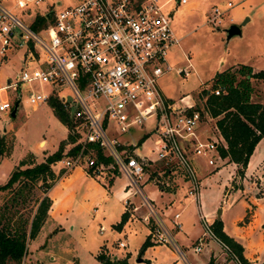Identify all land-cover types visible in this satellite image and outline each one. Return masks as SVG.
<instances>
[{
	"label": "built area",
	"instance_id": "built-area-1",
	"mask_svg": "<svg viewBox=\"0 0 264 264\" xmlns=\"http://www.w3.org/2000/svg\"><path fill=\"white\" fill-rule=\"evenodd\" d=\"M11 1L9 7L0 0V69L13 52L20 50L22 66L0 84V91H16L20 84L37 81L50 85L52 93L31 92L28 102L37 107L56 96L72 119L78 150L60 160L63 168L85 165L96 175L112 171L124 176L125 212L139 213L152 244H169L184 256L173 235L174 228H181L180 213L173 215L171 227L165 222L164 214L144 193L143 186L151 178L146 167H160L151 182L169 186L167 177H179L188 185L187 194L197 199L201 187L198 160L215 165L221 155L215 139L201 136L203 116L192 95L175 101L166 98L158 87V79L173 69L167 60L169 50L180 41L171 26V11L165 9L168 1L79 0L58 11L40 13L50 15L36 30L32 28L36 15L26 7L44 0ZM175 1L178 5L188 3ZM14 8L24 9L30 21L22 19ZM222 14L215 6L209 21L219 23ZM189 67L177 72L188 74ZM63 88L72 92L73 104L59 96ZM222 91L220 87L213 90L215 95ZM13 104L0 101V112L8 114ZM147 123L146 133L156 136L151 150L154 158L136 153L140 137L134 139L133 131ZM119 135L128 139L121 140ZM97 149L110 159L107 163L99 160ZM134 196H138V204L132 200ZM199 220L202 233L193 250L200 252L213 241L237 260L214 233L209 216L201 213Z\"/></svg>",
	"mask_w": 264,
	"mask_h": 264
},
{
	"label": "rangeland",
	"instance_id": "rangeland-1",
	"mask_svg": "<svg viewBox=\"0 0 264 264\" xmlns=\"http://www.w3.org/2000/svg\"><path fill=\"white\" fill-rule=\"evenodd\" d=\"M78 1L44 0L40 5H33L31 3L26 9H30L32 13L38 10V8L42 10L46 7L48 10L53 9V11H58L68 5H74ZM166 1L168 3L165 9H170L172 14V29L175 36L180 39L179 44L172 47L168 53V63L174 68L166 72L157 81L160 91L166 98H173V100L179 101L185 95H192L197 105L201 107L203 103L198 98L199 92L207 86V88L211 87L212 78L219 68L223 67L224 70L233 67V63L238 64L241 62L261 66L260 64L264 61V0H188V2L196 1L197 4L195 5H178L175 4V0H159V3ZM3 2L4 4L7 3V6L12 5L11 0ZM228 2L232 3V7H226ZM215 6L223 11L221 21L217 24L209 21ZM13 11L26 20L27 23L30 21L31 18L27 13H24L26 12L24 9L14 8ZM245 17L248 20L242 24ZM232 23L239 25L241 33L227 38L225 29ZM188 65H190L187 70L188 74L177 72V68L183 69ZM21 66L20 53L10 57V60L2 65L0 69V84L4 85L6 78L12 76ZM251 83L254 87L252 101L264 103V81L251 79ZM31 92L52 93L53 90L50 85L37 81L29 84H20L16 91L11 89L0 91V101L7 100L14 103L15 99L20 98L15 117H11L10 114L3 115L5 113L0 112V132L3 129H8L5 134L8 147L15 142L13 157L2 161V164L0 162L2 167L0 168V184L9 166L13 167V164L16 165L26 150H37V142L40 139H45L47 145L51 146L55 138H59L65 133L63 129L59 128L57 118L53 111H51L48 102L37 107H33L28 102ZM58 94L60 97L64 95L73 104L74 96L68 88L59 90ZM71 110H73V106ZM149 123L143 128L133 131V138L137 139L141 134L146 132L149 129ZM214 123L215 120L203 118L201 127L211 136L215 137L216 130ZM118 137L121 140L128 139L127 135H119ZM155 139L156 136L151 132L138 146L136 153L154 158L155 156L151 150L154 148ZM40 149L43 150V148ZM26 158L29 160V155H26ZM159 169L158 164L146 167V174L151 176L149 178L150 182L146 183V191L158 188L151 181L155 175V171ZM61 170L62 168L59 169V171ZM124 183V177L119 176L114 181L115 188L121 189ZM182 183L183 185L179 189L182 202L170 207L172 216L176 212H181L183 199L186 198L188 185L187 183ZM18 185L15 184L14 188L10 191H0V213L3 214L1 224L10 223L13 228L18 223L26 225L30 221L35 212L37 200L45 194L48 195L49 190H45V187L41 183H37L23 195L26 198L20 196L18 201L14 202L12 200L13 193L18 189ZM81 195V191L77 192L75 195L76 200H80ZM114 198L118 199V197ZM114 208L117 211V207L115 206ZM54 209L53 218H61L57 222L64 223V230L52 229L50 228V224L44 225L34 239L28 240L27 253L23 257L21 264H100V261L98 262L93 254V243L97 242L99 238L108 236L107 231H104L102 234L99 233L98 227L100 222H114L113 217L115 215L106 220H102L101 218L94 220L91 213L83 212L74 217L73 221L76 224L71 229L70 219L66 221L64 218L66 215L59 217V214L63 213L57 205L54 206ZM138 215L139 213L135 214V218H138ZM213 215L216 218V214L214 213ZM99 216L100 214H97V217ZM165 217L164 215L163 218L169 225ZM195 218L198 221L196 215H194ZM134 220L137 221V219ZM138 225L142 227L141 224ZM199 227L202 232V226ZM118 232H113V236L109 237L108 242L112 244L114 256L120 258L123 253L140 246V243L139 245L137 244L141 235L137 230L130 228L125 229L124 234ZM174 237L180 246L181 241L179 238L176 239L175 235ZM119 240L126 242V247H119ZM163 246L172 250L174 249L169 244ZM171 252L168 250L170 261L173 263ZM98 253H104L103 248L98 250ZM151 253V251L147 252V256H151ZM159 254H157V257H159ZM111 255L109 253L106 254L108 258L114 259ZM180 264L185 263L180 262ZM258 264H264V259Z\"/></svg>",
	"mask_w": 264,
	"mask_h": 264
},
{
	"label": "crops",
	"instance_id": "crops-1",
	"mask_svg": "<svg viewBox=\"0 0 264 264\" xmlns=\"http://www.w3.org/2000/svg\"><path fill=\"white\" fill-rule=\"evenodd\" d=\"M3 1L6 2L8 0ZM187 4L195 5L197 2L192 1ZM44 11L49 10L47 7L42 10L38 8V10H36L33 14L37 15ZM19 53L21 60L20 51L13 52L10 57ZM10 57L8 61L10 60ZM238 64L233 63L232 65H234L233 67H236ZM248 65H250L254 71L264 69V61L260 64L261 66H255L253 64ZM179 69L181 68H177L176 70L178 71ZM221 70H223V67L219 68L217 71ZM42 104L43 103L40 105ZM10 113L11 111L8 114ZM3 115H6V113ZM203 118L216 121L215 118L210 117L207 113H204ZM57 121L59 128L63 129L65 133L59 138H55L51 143V146L47 145L45 139H40L37 142L38 149L26 150L18 160L17 164L28 154L32 155L31 159L33 161L37 163L42 162L46 156L58 149L60 142L67 139L69 130L58 119ZM214 125L216 130L215 137L211 136L207 131H205V129L202 128L201 136L215 139L218 145L226 147V142L220 135L215 123ZM7 130L8 129H3L0 134H6ZM146 132L139 136V145L144 141L140 142L141 139L149 135ZM76 139L77 135H75L74 143L69 142L65 144V154L71 147L77 145ZM14 146L15 142L12 145L9 155L2 158L1 164L2 161L13 157ZM40 148H43V150ZM70 155L66 154L64 157H68ZM198 162L199 178L201 180L199 197L195 199L194 197L186 194V198L183 199V203L181 205V212H179L181 228L173 229L176 239L179 238L181 241L180 246L184 252V256L179 255L175 249H173V251L163 245L152 244L148 239V227L138 218H135L134 214L125 212L123 204V198L125 196L123 186L125 183L122 185L121 189L115 188L114 185V181L119 176H122L121 174L113 173L112 171H104L101 175H96L94 174L92 168H87L85 165L74 167L71 170L64 169L62 162L60 161H58L55 165H52V169L58 177L54 185L49 188L47 193L51 199V206L48 211V217L43 226L50 224V228L52 229L56 228L64 230V223L57 222L60 221L61 218H53L55 205H57L59 210L63 213L59 214V217H64L66 215L64 217L66 221L70 219L71 229H73L75 226L74 224H76L73 221L74 217L82 214L83 212H88L89 214L91 213L94 220L96 218L106 220L107 218L115 215L113 217L114 222L106 223L104 221V223L100 222L99 224L98 232L102 234L104 231H107L108 236L106 235L105 237L99 238L97 242L93 243V254L95 257L98 250L103 248L104 252H106V254H112L111 256L114 259H120L128 256L129 264H146L145 262L137 263V259L139 258V248L147 239L150 244L143 251L141 258L148 261L149 264H180V262H184L185 264H208L211 258L214 259L215 264H238L237 260L234 259L228 251L213 241H210L208 245L203 246L200 252H195L193 250V246L197 244V238L202 233L201 228L199 227L201 226L199 222V214L204 213L209 216V220L214 221L216 218L213 214L215 213L217 217V212L221 209L219 219L222 221L223 231L242 245L243 256L246 259L247 264H258L262 259H264V136L255 145L242 175H239L237 172L239 166L230 161L228 157L221 156V159L217 160L215 165H208L202 158L199 159ZM1 164L0 168H2ZM16 165L13 164V167L9 166L1 184L6 182L10 172ZM60 168H62L61 171H59ZM167 179L170 184L169 186L157 185L158 188H155L152 191H146L145 184L143 186V190L144 193L154 201L158 211L166 216L165 219L171 227L173 225V216L171 214L170 207L182 202V198L179 195V189L183 185L182 182L184 181L181 178L174 176H169ZM80 191L82 193L81 198L80 200H76L75 195ZM114 197H118V199H115ZM132 200L138 203L139 198L138 196H134ZM115 206L117 207V211H115ZM124 212L127 214V221L120 230L114 229L113 226L120 221L121 215ZM97 214H100V216L97 217ZM194 215L197 216L198 221H196V218L194 219ZM133 218L137 219V221ZM138 224H141L143 228ZM101 225L104 228V231L102 232H100ZM127 228L134 229L139 232L141 238L137 245L140 243V246L135 247L133 250H128L126 253H123L120 258H118L117 256H114L112 244L108 242V239L110 236H113V232L119 231L118 233L124 234L125 229ZM119 242L123 241L119 240ZM124 243L126 244V242ZM189 243L191 244L189 245ZM168 250H170V252L172 251L170 254L172 256L173 263L170 261ZM149 251L152 252L151 256H147V252ZM157 254H159V257H157Z\"/></svg>",
	"mask_w": 264,
	"mask_h": 264
},
{
	"label": "trees",
	"instance_id": "trees-1",
	"mask_svg": "<svg viewBox=\"0 0 264 264\" xmlns=\"http://www.w3.org/2000/svg\"><path fill=\"white\" fill-rule=\"evenodd\" d=\"M47 19L48 17L45 15L37 14L32 28L36 30L37 27L45 24ZM251 79L264 81V69L254 71L250 65L240 63L236 67L217 71L212 78L211 87L201 89L198 95L203 103L201 107L197 105L201 115L207 113L216 119V127L226 142V147L218 145L220 155L228 157L230 161L239 166L237 170L239 175L243 174L255 145L264 136V103L252 101L254 87ZM217 87L223 90L219 95H215L213 92ZM47 102L56 118L68 128L69 133L67 139L61 141L58 149L46 156L44 161L37 163L31 159L32 155L28 154L30 159L28 160L25 156L20 160L10 172L6 182L0 184V191H10L15 184H19L18 189L13 193L12 200L14 202H17L20 196L26 198L23 195L37 183H41L45 190L51 188L58 177L54 173L52 165L60 161L66 154L72 155L78 150V145H74L66 154L64 153L65 144L75 141L74 124L58 98L51 96ZM145 138L143 137L140 142ZM12 145L8 147L5 134L0 135V162L3 157L9 155ZM97 157L105 163L110 160L104 157L100 149H97ZM50 206L51 199L45 194L37 200L36 209L30 221L26 225L18 223L14 228L10 223L1 224L3 214L0 213V264H21L27 253L28 240L34 239L41 230L48 217ZM126 221L127 214L124 212L120 221L113 228L120 230ZM212 229L216 236L228 246L237 260L242 264H247L243 256L242 245L223 231L220 219H214ZM149 244L147 239L142 243L139 256H142ZM96 258L101 264H129L128 256L110 259L104 252L98 253ZM143 262L149 264L148 261L143 260ZM208 264H215L214 259L211 258Z\"/></svg>",
	"mask_w": 264,
	"mask_h": 264
},
{
	"label": "water",
	"instance_id": "water-1",
	"mask_svg": "<svg viewBox=\"0 0 264 264\" xmlns=\"http://www.w3.org/2000/svg\"><path fill=\"white\" fill-rule=\"evenodd\" d=\"M49 15H50V13H47L46 17H49ZM247 20H248V18L245 17V19H244L242 24H244ZM225 32L227 33V38H230L234 34H240L241 30H240L239 25H236V24L232 23V24L229 25L228 28L225 29ZM18 103H19V97L14 102L13 108H12L11 113H10L11 117H15L16 111H17V107H18ZM220 215H221V209L218 210L216 219L219 220ZM137 262L141 263V262H143V259L141 257H139L137 259Z\"/></svg>",
	"mask_w": 264,
	"mask_h": 264
}]
</instances>
